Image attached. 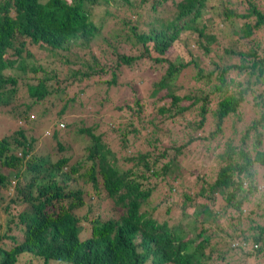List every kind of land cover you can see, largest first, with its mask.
<instances>
[{"label":"trees","instance_id":"obj_1","mask_svg":"<svg viewBox=\"0 0 264 264\" xmlns=\"http://www.w3.org/2000/svg\"><path fill=\"white\" fill-rule=\"evenodd\" d=\"M263 5L0 0L3 114L25 122L35 119L28 112L37 104L53 112L44 135L53 145L44 150L35 152V138L23 126L0 138V195L10 193L4 209H16L6 221V231L15 233L0 235L9 240L6 248L0 244V264L258 262L264 254ZM107 22L126 33L127 45L121 51L120 43L104 41L109 50L96 55L89 47L100 46ZM125 74L134 82H126L107 121L91 118L90 107L87 116L77 113L89 101L78 95L85 81L108 89ZM139 79L148 81L144 90ZM76 84L81 87L72 92ZM22 86L26 101L19 102ZM161 194L167 216L159 219L151 201ZM172 211L178 217L170 221Z\"/></svg>","mask_w":264,"mask_h":264},{"label":"rangeland","instance_id":"obj_2","mask_svg":"<svg viewBox=\"0 0 264 264\" xmlns=\"http://www.w3.org/2000/svg\"><path fill=\"white\" fill-rule=\"evenodd\" d=\"M217 2L218 0H212ZM264 8V5L262 6ZM118 17L122 16V13L117 15ZM133 17H136L135 15ZM110 22H107V24H109ZM133 24V22H130L128 27H130ZM126 29H128L127 27H125ZM137 31H141V25L138 24L136 26ZM101 34L105 36V38L103 39H98L96 40L99 44L97 45L94 44L92 46H90L89 48H92L94 50V53L96 55H104L105 52H107L109 50L108 45H106V43H104V41H108L109 43H120L121 47L119 48L121 51L125 49V45H127V40H124L125 38L123 37V35H126V33L124 32V34L119 35V30H117L116 28H114V26L110 23V28L106 27L105 24L102 26V28L100 29ZM127 31V30H126ZM129 33V32H128ZM118 36L119 40L115 41L116 37ZM258 39L260 40H264V33H261L258 35ZM174 48L175 50H179L180 46L178 44H174ZM86 50H82V54L85 57L86 56ZM44 62V60H42ZM129 80H131V82H134V80L130 77L129 74H125V76L121 77L114 85L113 87L108 89L104 86V85H99L98 87H93V83H90L91 80H89V82H84L82 85L86 84L85 86V90H84V94H78L79 96L85 97L87 98L89 101H87V105H86V111L84 109V107H78L77 113L78 114H82V115H86L87 116V112L88 109L90 107V110H92L91 113H88V115H90L91 118H94L97 120V118H100L103 123L105 121L108 120V115L110 113L113 114V112L111 111L112 106L114 105L117 97L126 89L129 88L130 86H128L126 84V82H128ZM145 84H143V83ZM148 81H140L136 80V84H139L141 86L140 90H144L145 87L147 86ZM81 87V85L76 84L74 87L71 88L72 92H75L77 89H79ZM20 96L23 97L24 94V87L22 86L20 88ZM98 92L99 94L97 95V97L95 95H93L94 93ZM104 100V104L99 106V102ZM26 101L25 97H23L22 100L19 99V102H23ZM93 104V105H92ZM9 106V105H8ZM12 106V105H11ZM19 106V105H18ZM7 106H3L0 107V138L5 135V134H9L11 133L14 129H16L18 126H23L26 130V132L28 131V134H32L33 137L35 138V152L37 151H41L44 150L43 147H50L51 145H53V142L51 143V141L49 142V137H45L44 136V131L47 130L50 132L49 130V125H50V116H52V113L50 110H48L47 107H45V105H35L33 107L32 110H30V112L28 113H33V115L35 114L36 117L35 119H32V117L29 119V121H22V119L20 118H14L11 119L8 116H5L4 110L6 109ZM94 110L97 111L96 114L95 112H93ZM41 112H43V114L41 115ZM43 140V141H42ZM47 142V143H46ZM194 154V153H193ZM192 154V155H193ZM17 155H19V151H17ZM73 156H76V153L73 154ZM203 159V157H199V158H195L192 159L190 161H188L189 164L194 165L197 164V162L199 160ZM9 192L10 191V187L8 189ZM10 193L7 192H2L0 195V235H2V233L7 232L8 233H15V230L12 227V224H10L9 226L12 227L10 228V230H7V219L9 217H11L12 214H14L16 212V209L13 208L12 206L9 207V209L5 210L4 209V205L8 202ZM171 197V195H170ZM175 197L178 198V192H175ZM163 199V195L161 194V196H159L157 198V201L155 199H153L151 201V204H155V206H159L160 208L155 212V214L158 216L159 219H162L163 217H166L167 215L163 212L165 209L166 204L164 202H161V200ZM221 199L217 198L216 199V203L215 206L218 203H221L220 201ZM91 205L96 206V202L95 201H91ZM99 210L103 211L107 209V204H99ZM84 211V209L82 210V208L78 209L76 212H80L79 214H82V212ZM95 211L98 212L97 210H94L93 215H95ZM175 214H171V219L170 221L175 220V217H178V212L177 211H172ZM176 215V216H175ZM192 216V214H191ZM223 219V218H222ZM221 219V220H222ZM220 219H217L216 223H219L221 221ZM88 229L86 230H81L78 232V236L80 238L84 237L85 235H87ZM0 244L6 248L9 244V240L7 238H2L0 240ZM32 260V261H31ZM30 263L27 262L26 260H23L22 264H39V261L37 260H33L31 259ZM225 260L227 259H222L219 264H234L231 260L225 262ZM258 262H254L255 264H264V254L262 256V258H258Z\"/></svg>","mask_w":264,"mask_h":264},{"label":"clouds","instance_id":"obj_3","mask_svg":"<svg viewBox=\"0 0 264 264\" xmlns=\"http://www.w3.org/2000/svg\"><path fill=\"white\" fill-rule=\"evenodd\" d=\"M60 123H63V122L62 121H59L58 122V126H59ZM63 126H64V124H63ZM63 126H59V127H63ZM43 134L44 135H48L49 134V131L45 130Z\"/></svg>","mask_w":264,"mask_h":264},{"label":"built area","instance_id":"obj_4","mask_svg":"<svg viewBox=\"0 0 264 264\" xmlns=\"http://www.w3.org/2000/svg\"><path fill=\"white\" fill-rule=\"evenodd\" d=\"M59 126H63V123H60Z\"/></svg>","mask_w":264,"mask_h":264}]
</instances>
